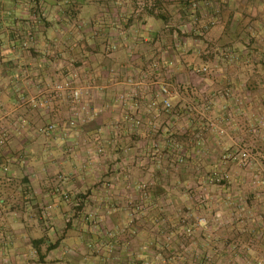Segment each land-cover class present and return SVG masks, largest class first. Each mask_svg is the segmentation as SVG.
Here are the masks:
<instances>
[{
	"label": "crops",
	"instance_id": "0c3cea01",
	"mask_svg": "<svg viewBox=\"0 0 264 264\" xmlns=\"http://www.w3.org/2000/svg\"><path fill=\"white\" fill-rule=\"evenodd\" d=\"M216 1L219 9L197 13L186 0H0V264H90L83 262L90 253L85 240L117 229L129 238L159 239L154 222L161 217L151 211L167 206V192L178 188L175 147L182 145L188 155L185 178L182 173L187 183L197 165L206 170L220 165L219 154L232 147L229 138L205 134V152L193 145L201 123L186 128L170 122L175 114L147 106L169 79L189 91L173 93L172 113L184 101L196 105L203 95L228 89L242 101L238 127L264 111L259 66L245 63L257 61L264 0ZM223 48L241 56L237 70L225 66ZM198 60L203 66L187 72ZM195 67L205 70L197 74ZM74 73L91 81L90 99L78 101L53 89V81ZM133 87L138 105L132 99L123 104L120 96ZM127 113L141 124L126 122ZM170 137L175 141L157 159L152 143ZM95 145L102 147L101 154H93ZM58 175L65 177L64 186L56 187ZM236 176L242 184L243 175ZM147 179L155 185L146 193L139 184ZM65 192L81 209L95 210L98 224H87L80 211L67 222ZM244 222L237 230L246 232L248 225L256 235L263 231L260 220ZM40 238L45 249L33 243ZM142 245L143 264H151L152 251ZM126 249L124 243L113 253Z\"/></svg>",
	"mask_w": 264,
	"mask_h": 264
},
{
	"label": "rangeland",
	"instance_id": "374dc122",
	"mask_svg": "<svg viewBox=\"0 0 264 264\" xmlns=\"http://www.w3.org/2000/svg\"><path fill=\"white\" fill-rule=\"evenodd\" d=\"M194 1L197 6L191 8L196 11H202L204 8L215 10L221 7L220 3L215 2V0H210L212 2L211 6L206 2L207 0ZM38 17L43 18L44 16L39 15ZM260 35L261 46L258 54L254 55V60L256 58L257 61H245V63L246 65L259 66L258 82L260 90H263L260 99L261 106L264 107V32ZM33 40L34 37H30L28 44L32 43ZM227 51H232L233 54L235 52L232 48H223L222 55L226 60L224 62L225 66L237 70L236 67L240 66L241 56L234 54L236 57L233 59L227 58ZM188 65L190 69L185 68L187 72L193 70L195 65L202 67L203 62L198 60L197 63L192 62ZM198 68L200 67H195L194 71L200 74L202 71L198 72ZM65 82H69L72 86L76 85L80 89L79 98L75 100L80 101L82 97L85 100L91 98L90 90L93 86L86 76L79 78L74 73L62 80L56 79L53 81L54 90L57 92L66 91L73 99L68 90L56 88L57 85H62ZM164 82L170 84L171 91L174 94L180 91H183V95L186 94L184 91L189 94L187 89L178 87L169 79H164ZM223 96L225 97L222 101L220 99ZM227 97L231 99V105L228 103ZM189 102L184 101L182 103L184 107H180L179 112L174 110L173 113L165 112L169 117L175 114L172 119L169 118L170 122H180L186 128L187 124L191 122L201 123L200 129L195 131L194 138L196 142L193 145L205 152L206 142L204 136L207 133H214L219 138H229L232 147L219 154L220 165L216 168L206 170L199 165L194 167V171H191L193 173L192 181L187 183L182 178L183 175L185 178L187 172L188 155H186V150L182 145L176 146L172 152L176 154L174 163L176 169H174V172H177L178 176L176 177L181 179L178 188L172 194L171 191L167 192L170 195L168 201L166 200L167 206L162 205L160 210L153 209L151 211V215L159 214L158 216L161 217L160 220L156 219L154 222V227L158 229L157 234L160 238L156 240L151 237L138 239L139 237L136 234L129 238L130 235L126 236L122 229H117L114 232L108 231L102 239L85 240L86 248L90 253L83 255L84 263L143 264L146 258L143 259L144 256L139 253L143 250L142 244L146 242L150 247V251H152L147 256V260L151 264H264V191L259 189L264 188V111L257 115L254 114L247 126L240 128L236 125V115L241 113L242 101L233 91L229 92L228 89L226 91L210 92L203 95L201 101L196 105L193 101ZM87 109H89V105H83V110L87 111ZM215 109L219 114L218 117L210 118V112L216 111ZM84 111H82L83 114L86 113ZM125 120L130 123L126 118ZM74 121H71V126L75 125ZM131 125L136 127V125ZM48 128L54 130V126H48ZM40 131L42 132L43 129ZM180 136H182V133ZM174 141L170 137L168 141L156 140L152 143L157 159ZM97 147L95 145L94 155L103 152L102 147ZM242 150L247 153V157L243 158L240 155ZM167 167L166 165V169ZM162 170L165 171L164 167ZM215 174L218 180L215 178ZM236 174L243 175L242 184L236 181ZM65 180L63 175H58L56 187L64 186L66 184ZM154 185L151 179H147L140 182L139 188L147 193L151 192ZM66 194L68 195L66 192L63 193V199L68 201L69 195L64 197ZM65 204L66 211L63 215L67 222L80 211L78 215L87 224L92 226L98 224L99 216L91 207L85 210L81 209L82 207L77 201H68ZM138 205L134 204L132 206L137 211L136 215L141 214ZM110 212L113 213L114 209L110 208ZM130 213L131 217L135 218L132 209ZM166 217H171L172 221L177 218L179 221L168 222ZM248 219L260 220L263 230L261 234L256 235L254 233L252 229L254 226L243 225L248 227L246 232L237 230L236 226L241 223L245 224L244 221ZM172 229L174 233H170ZM152 234L154 235L155 232H152ZM39 240H41L39 245L45 249L46 242L43 238ZM124 243L129 247V249H126V253L115 252L114 254V247L119 246L121 248ZM50 244L53 245L54 243ZM152 244L155 247H152ZM102 249L104 252L101 251ZM111 249L112 252L109 254Z\"/></svg>",
	"mask_w": 264,
	"mask_h": 264
},
{
	"label": "built area",
	"instance_id": "2783aa9c",
	"mask_svg": "<svg viewBox=\"0 0 264 264\" xmlns=\"http://www.w3.org/2000/svg\"><path fill=\"white\" fill-rule=\"evenodd\" d=\"M193 7L197 6V3H193L192 4ZM227 58L233 59L234 57H236L232 51H227L226 54ZM156 63L154 64V67H156ZM205 69L202 68H198L197 71L201 72ZM136 85V84H134ZM57 89L60 90H68L71 93V96L73 97V99H78L79 95H80V89L78 88V86H72L69 82H65L62 85H57L56 86ZM138 96V93L136 91V87H133L130 91L129 94L127 95H121L120 96V101L125 104L126 101L132 99L133 100V104H135V106H137L138 104L136 103V97ZM173 97V93L171 91V87L170 84L168 82H161L159 84V86L155 89L154 94L152 95L150 101L148 102L147 106L150 109H161L162 111L166 112V113H172V102L171 99ZM125 118L130 121L131 124L133 125H140L141 122L138 118H136L134 116L133 113H127L125 115ZM240 155L244 158L247 157V153L242 150V152H240ZM240 156V157H241ZM216 175V174H215ZM215 178L218 180L217 175L215 176Z\"/></svg>",
	"mask_w": 264,
	"mask_h": 264
},
{
	"label": "trees",
	"instance_id": "16d2710c",
	"mask_svg": "<svg viewBox=\"0 0 264 264\" xmlns=\"http://www.w3.org/2000/svg\"><path fill=\"white\" fill-rule=\"evenodd\" d=\"M186 1H188V3L193 7V3H196L194 0H186ZM41 240H34V244H35V246H39V242H40ZM38 244V245H37ZM56 244H53L52 246H50V247H54Z\"/></svg>",
	"mask_w": 264,
	"mask_h": 264
}]
</instances>
